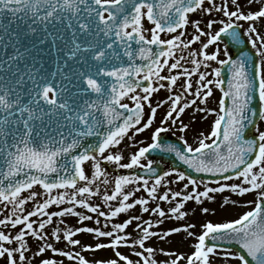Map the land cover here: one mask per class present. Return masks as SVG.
Segmentation results:
<instances>
[{
    "label": "snow or ice",
    "instance_id": "snow-or-ice-1",
    "mask_svg": "<svg viewBox=\"0 0 264 264\" xmlns=\"http://www.w3.org/2000/svg\"><path fill=\"white\" fill-rule=\"evenodd\" d=\"M196 12L219 15L201 27V20L190 19ZM145 19L152 28L144 27ZM261 22L264 0H0V203L4 210L11 206L0 226L18 228L14 235L0 230V258L6 264H32L50 251L52 256L39 264H63L56 256L71 264H212L210 257L220 255L225 264H264V131L256 127L258 135L245 136L257 116L264 121ZM189 24L194 29L190 39ZM161 33L171 35L165 39ZM238 45L244 47L233 57L229 49ZM213 87L222 93L218 111L206 107ZM161 89L168 95L153 106L151 97ZM257 96L258 111L251 107ZM165 104L151 143L141 146L144 142L134 138L152 128ZM189 108L215 113L210 132L199 133L194 144L184 135L180 146L163 143L161 133L176 126L181 133L188 129L181 116ZM125 138L137 149L127 162L119 147ZM153 151L169 154L185 170H164L148 158ZM105 164L130 172L110 177ZM200 174L218 179L205 180ZM181 183V189L171 187ZM226 190L238 196L255 193L254 200L240 205L254 206L238 218L203 223L199 235L189 231L194 224L153 230L166 219H184L186 202L214 200L212 194ZM141 191L146 197L136 196ZM94 198L100 203H93ZM30 201L33 208L26 210ZM161 202L170 207L165 210ZM229 203L239 205L225 197L224 205ZM52 206L58 210L49 211ZM137 206L149 219L132 215L110 223ZM77 208L95 214L98 226L84 225L93 215ZM67 216L77 217L81 226L69 227L61 219L64 228L51 229L55 241L67 242L59 249L45 229L54 217ZM134 222L135 235L127 231ZM180 232L195 237L194 251L185 256L160 249L169 259L158 260L147 242ZM79 233L107 242L82 244L74 238ZM28 237L40 242L31 257ZM104 248L113 250V258L90 261L82 254Z\"/></svg>",
    "mask_w": 264,
    "mask_h": 264
},
{
    "label": "rangeland",
    "instance_id": "rangeland-1",
    "mask_svg": "<svg viewBox=\"0 0 264 264\" xmlns=\"http://www.w3.org/2000/svg\"><path fill=\"white\" fill-rule=\"evenodd\" d=\"M219 2H220V0H217V3H219ZM240 3L244 4L245 0H240ZM256 7H258V5H253V8H256ZM245 10H247V9H245ZM218 15L219 14L213 13L211 16H208L207 14L202 15L200 12H196V13H192V15L190 16V19L191 20H197V19L201 20V27H204V25L208 19L217 18ZM241 23L244 25V27H247L246 22L241 21ZM257 26L262 32H264V22L258 23ZM216 27H219V25H216ZM186 32H187V38L190 39L191 35L194 33V29L191 26V24H189L187 26ZM199 46H200L199 43H197V45L193 46V47L199 48ZM213 50H214L213 46H210L209 52H211ZM185 55H186V53H185ZM220 58L221 59L224 58L223 52H221ZM211 63H212V67H218V64H216L215 62H211ZM201 70H203V69H201ZM208 78L211 79L212 77L209 76ZM196 79H197V77H193L194 87H195V80ZM181 83H182V81H181ZM218 96L220 97L219 89L213 87V95L208 99L206 107H209V105H210L211 106L210 109H216L218 111L219 110V101H218L219 98H218ZM197 104H199V101H197ZM204 116H206V115H204ZM210 118H213L215 120V118H216L215 113L211 114ZM206 121H207V118H206ZM156 127H158V126L153 127V129H151L150 132L153 131ZM256 127H258L260 131H264V121L260 120ZM150 132H149V134H150ZM149 134L147 136L140 138V141L144 142L143 145H141V146H144L148 142ZM254 134L258 135L256 128L254 130ZM194 138L196 139L197 137H194ZM132 143H131V141H129L128 145H130ZM189 143L194 144L195 140L192 142H189ZM132 150H133V147H129L128 154L132 153L133 152ZM104 166L113 167L114 165L105 164V165H103V167ZM109 176L114 177V175H112V174H109ZM232 182L238 183V181H230L229 183H232ZM210 186H216V185H210ZM171 187L174 190L181 189L182 183L179 185L172 184ZM34 190H36L38 192H42V189L38 186H36L34 188ZM161 191H163V189H161ZM22 195L27 196L28 192L26 191V192L22 193ZM212 195H214V200L203 199L202 202L199 204L196 203L194 200L186 202L184 211H186L188 213V215L184 219H182V220L166 219L163 224L155 227L153 230L158 231V232H163V231H165L169 228H172V227H177V226H181V225H185V224H194L195 227L189 229V231H192L196 235H199L202 231L201 225L203 223H206L208 221L223 222V221L228 220V219L238 218V216L240 214H242L245 211H248L250 209V207L254 206V205H250L249 207H243L240 205H243L247 201L254 200L255 199V193H250V194H245L243 196H238V195L233 194L230 191L226 190L223 193H215ZM136 196L137 197H139V196H145L146 197V193H144L143 191L137 192ZM225 197H227L230 201L231 200L239 201V205H232L231 203L224 205ZM39 199H42V197ZM92 202L93 203H100V200H99V198H94ZM113 203H115V202H113ZM152 206H155V202L150 203V207H152ZM161 206L163 208H165V210H167L170 207L169 204L164 203V202H161ZM10 208H11V206L9 205L8 210H10ZM32 208H33V203L30 201L26 205V210H31ZM203 208H208L209 211L207 213H204L202 211ZM0 210H3V211H0V218H3L4 215H7L8 210H4V205L2 203H0ZM57 210H58L57 206H52L49 209V211H57ZM76 210L79 212H82L84 214L93 215V220L85 221L84 225L90 226V227H97L98 226L95 224V218H96L95 214L88 213L86 209H82V208H77ZM132 215H141L144 219H149V214L148 213H142L140 211V206H137L136 208L130 210L128 213L120 214L119 216L114 218L113 221H111L110 223L122 222L124 219L128 218V216H132ZM32 219L35 220L37 218L33 217ZM61 219H63L65 221V224L69 227H79L81 225L78 223L77 217L67 216V217H63V218L54 217L53 218L54 223L52 225L46 226L45 231H47L49 233V241L51 243H53L54 247L59 248V249H64L67 242L64 240L57 242L50 235L51 229L53 227L59 225V227L61 229L64 228V226H65L64 224H59V221ZM151 219L153 221H155L157 219V217L152 216ZM100 220H101V224L99 226L103 228V225L105 223L104 218L101 217ZM134 228H135V222L133 223L132 226H130L127 229V231L132 232L133 235H135ZM0 230H4L6 232L10 231L14 235L15 232L18 230V228L12 229L10 226H8V227L0 226ZM108 230H110V224H109ZM74 238L80 240L82 244L95 245L97 242H103V243L107 242L106 238H96V237H94V234H89V233H79ZM27 239H28L29 246L31 248V252L28 253V255L31 257V256H34V254L37 250V246L40 242L35 240L34 238H31V237H28ZM196 242L197 241H196L195 237H189L186 232H180V233H174L168 237H165L163 240H161L159 238H155V237L151 238L147 242V244H148V246H152L157 250L156 258L160 261H164L166 259H169V257L163 256L159 251L160 249H164L165 251H174L178 254L183 253V254H185V256H187V255H190L194 251V244ZM68 247L70 248L71 246L68 245ZM75 250L79 251L80 249H79V247H77ZM120 251L124 252L126 254L130 252V250L127 248H121ZM82 254L85 255L86 258H88L90 261H94V260H98V259L104 260V259H108V258H113V256H114L113 250L111 248L99 249L95 252H91V251L84 252ZM51 256H52V253L50 251H47L43 254V257H35L32 260V264H39V260L41 258L51 257ZM54 258L58 261L62 260L63 264H71V262H69L64 257L56 256ZM131 258L134 260L136 259V257H134V256ZM210 260H211L212 264H225L222 255L211 256ZM0 264H6V259L0 258ZM180 264H186V262L181 261ZM228 264H239V262L231 260L228 262Z\"/></svg>",
    "mask_w": 264,
    "mask_h": 264
},
{
    "label": "flooded vegetation",
    "instance_id": "flooded-vegetation-1",
    "mask_svg": "<svg viewBox=\"0 0 264 264\" xmlns=\"http://www.w3.org/2000/svg\"><path fill=\"white\" fill-rule=\"evenodd\" d=\"M143 23H144V27L146 29H150L153 27V25L150 22H148L147 20H144ZM146 35L148 36V38H150V33H146ZM170 35L171 34H168V33L165 34L164 33L161 35V38H169ZM165 74H167V73L165 72ZM167 95H168V93L164 89H161L159 92L154 93L153 96L151 97L153 106H155L158 101L166 99ZM189 99H191V97H189ZM124 102L130 103V101H128L127 99ZM200 106L204 107L205 105H200ZM167 108H168L167 104L160 107L157 111L156 119L152 125V128L146 130L143 133L138 134L136 137L138 139H140L141 137L147 136L149 134L150 130L153 129V127L159 126L161 119L166 114ZM207 108H211V106L209 105V107H207ZM148 112H149V110L146 107L145 108V115L146 116H147ZM204 115H207V114L202 113V112H196V111H194V108H189L181 116V119L184 121V123L189 125L188 129L184 133L179 132L178 126H176V127L172 128V131H169L166 133H161V135H165V136L172 135L178 139L181 135H184L185 138L188 140V142H192V141L196 140L194 137H198L199 133L203 132L204 134L207 135L211 130V125L214 121H213V119L210 118V116H207V121H206V119H204L206 116H204ZM128 143H129V140L127 138H125V140L122 142V144L119 147L121 149H124V152H126L128 150V147H129ZM124 156H125L124 162H127V154L124 153ZM106 169L108 171L114 170V172L116 171L117 173L119 172V170H121V169H116V168H112V169L106 168Z\"/></svg>",
    "mask_w": 264,
    "mask_h": 264
},
{
    "label": "water",
    "instance_id": "water-1",
    "mask_svg": "<svg viewBox=\"0 0 264 264\" xmlns=\"http://www.w3.org/2000/svg\"><path fill=\"white\" fill-rule=\"evenodd\" d=\"M243 47H244L243 45H238V46H236L234 48L233 47H230L229 51L233 55V57H235L238 54L239 48H243ZM249 49H250V46H248L247 48H244L245 51H249ZM227 76H228V74H227L226 68L222 69V77L225 79V84L223 85V87H225V88H227ZM251 107L254 108V109H256L257 111L259 110V100H258V96L255 97L253 99V101L251 102ZM258 120H259V117L257 116L255 118V125H256V123H257ZM255 125L254 126H249L245 130V136H246V138H254L252 136V132H253V129H254ZM150 156H154V157H157L159 159H163L165 162L170 163V166L180 167L181 170H185V168H186V166L181 165L178 161L174 160L172 158V156H170L169 154H162L159 151H155L154 154H150ZM159 170L160 169H158V171ZM188 171H190V170H188ZM193 175H197V174H194L193 173ZM200 175H204V179L205 180L218 179V178H213V177H211L209 175H205V174H200ZM224 246L225 247H233V250H236L238 248V246H236V245H227V244H225Z\"/></svg>",
    "mask_w": 264,
    "mask_h": 264
}]
</instances>
